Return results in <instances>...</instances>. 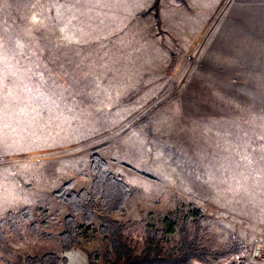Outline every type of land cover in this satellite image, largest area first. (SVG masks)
Returning a JSON list of instances; mask_svg holds the SVG:
<instances>
[{
    "label": "rangeland",
    "instance_id": "374dc122",
    "mask_svg": "<svg viewBox=\"0 0 264 264\" xmlns=\"http://www.w3.org/2000/svg\"><path fill=\"white\" fill-rule=\"evenodd\" d=\"M152 1L0 0V217L29 206L38 225L11 235L0 264H106L97 220L77 216L80 244L62 251L70 211L53 197L91 187L94 154L132 189L114 218L138 251L147 228L177 245L169 221L195 205L210 246L243 244L211 264H264V103L204 64L228 0H161L159 24L142 16Z\"/></svg>",
    "mask_w": 264,
    "mask_h": 264
},
{
    "label": "trees",
    "instance_id": "16d2710c",
    "mask_svg": "<svg viewBox=\"0 0 264 264\" xmlns=\"http://www.w3.org/2000/svg\"><path fill=\"white\" fill-rule=\"evenodd\" d=\"M160 7L161 0H154L142 16L153 15L159 24ZM91 173L93 180L89 189L76 190L75 181L70 180L53 192V197L70 211L63 222L64 230L59 235L64 253L80 244L83 229L77 218L80 215L86 224L92 225L96 220L100 222L98 231L107 246L106 264H211L212 257L230 258L241 254L243 244L238 239H233L221 249L210 246L214 236L203 226L205 216L195 205L188 214L182 213L176 221H169V233L177 231L179 234L177 245L168 246L171 241L165 237L163 230L147 228L144 247L138 251L127 236V226L114 218L115 214L126 209L132 195L130 185L113 174L107 161L98 154L91 156ZM25 227L35 234L38 232L34 211L29 206L0 217V249L8 244L11 235H22ZM65 260L64 256L48 252L42 256H27L18 264H61ZM88 264H100L95 253L88 252Z\"/></svg>",
    "mask_w": 264,
    "mask_h": 264
},
{
    "label": "crops",
    "instance_id": "0c3cea01",
    "mask_svg": "<svg viewBox=\"0 0 264 264\" xmlns=\"http://www.w3.org/2000/svg\"><path fill=\"white\" fill-rule=\"evenodd\" d=\"M208 46L210 76L264 103V0H228Z\"/></svg>",
    "mask_w": 264,
    "mask_h": 264
}]
</instances>
